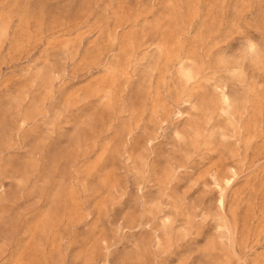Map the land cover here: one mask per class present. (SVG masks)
I'll return each instance as SVG.
<instances>
[{"label": "rangeland", "instance_id": "rangeland-1", "mask_svg": "<svg viewBox=\"0 0 264 264\" xmlns=\"http://www.w3.org/2000/svg\"><path fill=\"white\" fill-rule=\"evenodd\" d=\"M0 264H264V0H0Z\"/></svg>", "mask_w": 264, "mask_h": 264}]
</instances>
